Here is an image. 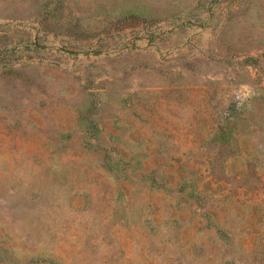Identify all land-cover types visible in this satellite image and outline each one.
I'll return each mask as SVG.
<instances>
[{
	"label": "rangeland",
	"instance_id": "1",
	"mask_svg": "<svg viewBox=\"0 0 264 264\" xmlns=\"http://www.w3.org/2000/svg\"><path fill=\"white\" fill-rule=\"evenodd\" d=\"M0 264H264V0H0Z\"/></svg>",
	"mask_w": 264,
	"mask_h": 264
}]
</instances>
